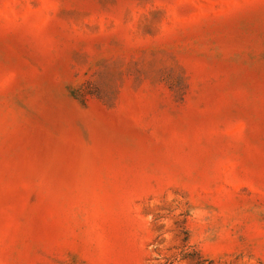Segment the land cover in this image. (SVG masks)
<instances>
[{
    "label": "rangeland",
    "instance_id": "374dc122",
    "mask_svg": "<svg viewBox=\"0 0 264 264\" xmlns=\"http://www.w3.org/2000/svg\"><path fill=\"white\" fill-rule=\"evenodd\" d=\"M0 264H264V0H0Z\"/></svg>",
    "mask_w": 264,
    "mask_h": 264
}]
</instances>
